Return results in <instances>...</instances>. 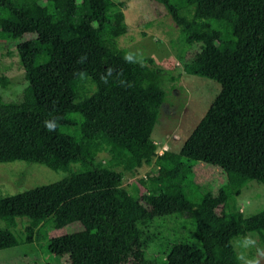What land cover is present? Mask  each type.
Instances as JSON below:
<instances>
[{
    "label": "trees",
    "instance_id": "trees-1",
    "mask_svg": "<svg viewBox=\"0 0 264 264\" xmlns=\"http://www.w3.org/2000/svg\"><path fill=\"white\" fill-rule=\"evenodd\" d=\"M149 1L163 7L187 47L181 65L219 87L179 150L160 156L151 132L166 96L161 70L117 46L126 32L121 2L0 0V41L27 36L15 46L22 98L0 97V163L79 167L0 198V250L31 244L46 223L55 230L77 223L79 231L50 240V255L68 264H131L138 224L155 219L184 228L178 235L173 227L162 264H241L234 237L253 233L264 242V208L247 217L224 209L248 182L264 186V0ZM100 153L107 158L97 160ZM191 162L238 181L191 199ZM142 164L169 178L124 188L123 173ZM184 213L190 221L180 220Z\"/></svg>",
    "mask_w": 264,
    "mask_h": 264
},
{
    "label": "rangeland",
    "instance_id": "rangeland-1",
    "mask_svg": "<svg viewBox=\"0 0 264 264\" xmlns=\"http://www.w3.org/2000/svg\"><path fill=\"white\" fill-rule=\"evenodd\" d=\"M113 1H119L123 5V23L126 28L125 34L117 38V46L140 57L152 59L154 66L161 70V84L166 96L151 132V139L158 142L156 151L165 145L167 150L177 152L218 93L219 87L208 79L191 76L188 69L181 65L179 58L187 47L182 44L177 28L161 5L149 0ZM31 12L37 15L39 8L33 5ZM26 37L14 41H0V97L5 102H17L22 98L25 82L16 58L15 46ZM129 153L136 155L133 150ZM96 158L103 161L107 156L100 153ZM191 166V179L195 184L193 186L197 188L191 189L188 186L191 199L202 193L214 194L216 186L227 181H238L234 174L224 173L201 162H191ZM78 170L77 164L70 165L68 171L63 172L52 171L35 163H0V198L57 182ZM115 171L119 169L116 168ZM145 177L161 183L167 180L169 175L165 170L142 164L132 173H123L122 186L130 189L131 185ZM262 208L264 186L255 182H248L234 201L224 207L225 211L234 209L244 217L255 214ZM189 216L184 213L180 220L187 222ZM26 222L25 218L17 219V227L11 232L18 235ZM173 227L178 231V235L184 233V228L175 227L171 222L161 225L159 220L155 219L139 223V234L131 264H162L168 251L166 243L171 244L177 237L172 231ZM3 228L4 224L0 221V229ZM80 229L77 223L58 230L46 223L36 231L31 244L0 250V264H68L66 257L57 258L48 253L51 248L49 242L53 237ZM231 246L241 264H264V242L255 234L234 237Z\"/></svg>",
    "mask_w": 264,
    "mask_h": 264
},
{
    "label": "built area",
    "instance_id": "built-area-1",
    "mask_svg": "<svg viewBox=\"0 0 264 264\" xmlns=\"http://www.w3.org/2000/svg\"><path fill=\"white\" fill-rule=\"evenodd\" d=\"M153 144L156 146V147H158L157 145H158V142H153ZM167 150V148H166V146L165 145H163L162 147H161V149L159 150H157L156 151V155L157 156H160L161 154H162V152L163 151H166Z\"/></svg>",
    "mask_w": 264,
    "mask_h": 264
},
{
    "label": "clouds",
    "instance_id": "clouds-1",
    "mask_svg": "<svg viewBox=\"0 0 264 264\" xmlns=\"http://www.w3.org/2000/svg\"><path fill=\"white\" fill-rule=\"evenodd\" d=\"M128 59H131V57H128ZM45 127L48 129V130H54L55 128V124L54 122H45Z\"/></svg>",
    "mask_w": 264,
    "mask_h": 264
}]
</instances>
